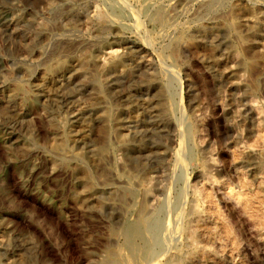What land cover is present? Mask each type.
<instances>
[{"label":"rangeland","instance_id":"374dc122","mask_svg":"<svg viewBox=\"0 0 264 264\" xmlns=\"http://www.w3.org/2000/svg\"><path fill=\"white\" fill-rule=\"evenodd\" d=\"M143 258L264 264V0H0V264Z\"/></svg>","mask_w":264,"mask_h":264},{"label":"bare ground","instance_id":"6f19581e","mask_svg":"<svg viewBox=\"0 0 264 264\" xmlns=\"http://www.w3.org/2000/svg\"><path fill=\"white\" fill-rule=\"evenodd\" d=\"M34 39V38H33ZM32 39V41H33ZM38 43V42H37ZM32 44V43H31ZM31 46L34 47V45ZM42 80V79H41ZM45 81L42 82L41 84H37V85H34L31 92L28 90L26 91V89H23V88H19L17 89L19 92H21L23 95H25L26 97L29 96L30 93H34L33 95V99L36 100V97L39 96L40 94H43V93H46L48 90H49V82H46V80H48L47 77H45L44 79ZM52 80V79H51ZM116 91V90H115ZM63 99V98H62ZM33 100V101H35ZM31 102V101H30ZM32 106V105H31ZM157 110L155 111V117H153L154 119H152V124L151 125H154L153 127H156V128H162L161 126H163V124L165 123V117L162 113V110H159L158 108H156ZM19 111V110H18ZM154 113V112H153ZM147 123V122H146ZM139 128V127H137ZM118 130V129H117ZM163 130V128H162ZM154 130H152L153 132ZM103 132V131H101ZM133 133V132H132ZM138 134V133H137ZM136 134V135H137ZM101 138V141H103V134L100 136ZM139 138V137H138ZM143 136H141V138H139L138 140H142ZM145 140V138H144ZM100 141V140H99ZM132 144V143H131ZM131 147V146H129ZM91 149V148H90ZM140 159V158H139ZM133 227V226H132ZM145 230V229H144ZM147 230V229H146ZM145 234H147L146 232L142 231L139 226H136L134 228H132L131 230H129V234L127 235L131 240L133 239L135 241V239L139 236H145ZM132 240V241H133ZM134 245H133V242H129V245H128V248L127 250L125 251L124 255H122L123 257H126V258H130V255H132V253L134 251H136L137 249L133 248ZM136 247V246H135ZM118 257V256H117ZM122 259V258H121ZM113 260V259H112ZM120 260V259H119ZM127 261V260H126ZM118 262V261H117ZM147 263V260L143 258V260L141 261L142 264ZM120 264V263H119Z\"/></svg>","mask_w":264,"mask_h":264}]
</instances>
